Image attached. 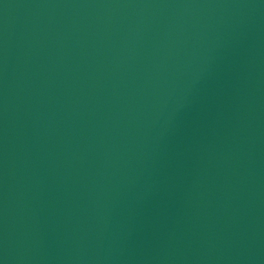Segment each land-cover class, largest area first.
I'll use <instances>...</instances> for the list:
<instances>
[{
	"label": "water",
	"instance_id": "water-1",
	"mask_svg": "<svg viewBox=\"0 0 264 264\" xmlns=\"http://www.w3.org/2000/svg\"><path fill=\"white\" fill-rule=\"evenodd\" d=\"M0 264H264V0H0Z\"/></svg>",
	"mask_w": 264,
	"mask_h": 264
}]
</instances>
